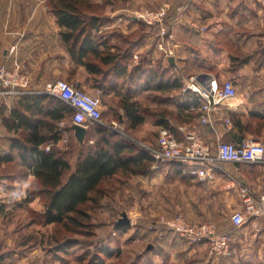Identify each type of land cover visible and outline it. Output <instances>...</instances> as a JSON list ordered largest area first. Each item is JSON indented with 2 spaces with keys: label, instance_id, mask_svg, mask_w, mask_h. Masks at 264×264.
<instances>
[{
  "label": "crops",
  "instance_id": "obj_1",
  "mask_svg": "<svg viewBox=\"0 0 264 264\" xmlns=\"http://www.w3.org/2000/svg\"><path fill=\"white\" fill-rule=\"evenodd\" d=\"M47 1L0 0V65L12 67L16 64H24L30 70L32 85L36 88L48 81L65 79L100 98L102 95L100 85L108 86V81L110 84L114 81L121 83L122 78L110 73L106 79L102 76L98 85L93 84L92 75L85 65L76 62L68 53L60 35L56 16L48 7ZM160 5L168 7L169 29L173 41L177 44L174 55L167 58L164 52L157 48L154 41L156 34L152 33L151 29H148L147 36L139 44H133L132 47L129 42L125 43L112 36V51L119 49L122 53L131 48V55L125 62L123 80L134 74V68L141 56L148 54L150 56L148 70H152V79L159 80L161 65L164 70V80L179 78L183 83L182 88L169 90L164 95L168 99L164 106L173 114V117L168 118V122L175 127L179 136L177 139L183 138L180 131L183 127L185 130L197 131L202 139L212 146H215L218 139L235 142L241 135L264 141V126L260 127L258 134L248 131L242 134L233 125L232 119H230L231 125L226 127L223 120L218 117L212 128L200 123V112L196 106L190 105L185 110L178 106V101L182 103L186 100L183 87L191 76L198 77L204 74L205 76L199 78L200 80L213 76L220 83L231 79L237 94L228 101L231 106L228 112L238 115L243 124H252L254 128H257V120L252 119V116H258L260 122H264V0H111V4L106 8L109 21L101 29L106 32L117 30L128 36L137 34L140 23L132 18L134 8H155ZM227 38L232 47L239 51L243 63L231 67L227 48L230 43H227ZM170 58L173 59L172 62ZM168 64H171L172 68ZM154 70L158 71L153 74ZM143 73V70H137L135 73L137 84L147 79V74L142 75ZM142 86L141 83V89ZM109 87L111 90L106 96L114 99L115 102V90L111 85ZM121 89L126 91L125 84ZM146 92L147 95L153 96L160 94L153 89ZM22 95L7 97L0 95V108L3 103L6 105V110L10 111ZM109 106V103L101 102L102 113L108 111ZM154 106L157 107L158 104L153 103L152 107ZM122 113L119 109L121 120ZM1 120L0 116V137L4 131L6 133L3 135L7 134L10 137ZM103 124L114 133L126 136L123 132L124 125L118 120L112 119ZM153 126L158 131L163 127L156 123H153ZM90 127L91 123L85 128V135L81 139L70 127L64 131L73 136L74 141L78 142L81 148L87 134H90L89 144L93 145L95 142L96 136ZM130 141L148 151L149 147L156 146V139L153 141L144 135ZM77 159L78 155L74 162L69 161L71 171L76 168ZM139 165L142 171L136 173L119 171L106 180L125 177L122 186L126 187L128 192L136 194V202L141 208L154 206L162 190L168 187L170 192L174 184H177L182 188L181 192L184 195H181L182 199L178 196L180 202L176 201L177 206L182 210L196 211L200 217H208L207 196L210 180H201L184 169H178L172 162L160 163L155 160L149 162L144 156ZM214 173L212 179L218 182L217 194H222L223 197L230 195L225 198L235 209L240 205L239 194L242 185L251 189L255 195H264V162L258 164L218 162V169ZM194 193H200L198 200L193 196ZM203 193L206 194L205 197ZM162 201L163 199L159 203ZM156 226L158 227L156 233L145 227L146 231L143 235L151 234L159 243L169 241L179 253L189 254L194 261L209 258L206 245L193 244L195 246L189 249H182L184 240L166 231L161 224L156 223ZM220 226L230 232L232 244L231 255L217 258L218 264H264V215L250 220L240 228L233 227L230 218ZM255 226L260 227L256 236H254ZM203 248L206 250L203 251Z\"/></svg>",
  "mask_w": 264,
  "mask_h": 264
},
{
  "label": "trees",
  "instance_id": "obj_2",
  "mask_svg": "<svg viewBox=\"0 0 264 264\" xmlns=\"http://www.w3.org/2000/svg\"><path fill=\"white\" fill-rule=\"evenodd\" d=\"M109 4L111 0L47 1L48 7L56 16L60 35L68 53L76 62L85 65L92 75L93 84L98 85L100 78L103 76L106 79L110 73L122 78L121 83L114 81L110 84L108 81V86L100 85L102 88L100 100L110 105L108 111L102 113L101 120L104 117L106 122L116 119L124 125L127 132L145 122L147 117H151L153 123L166 127L178 138L175 127L168 122V118L173 117V114L164 106L168 100L164 95L169 90L182 88L183 83L179 78L164 80L161 65L159 80L152 79V70H148L150 63L148 54L141 56L134 68V74L123 80L125 62L131 55V48L122 53L119 49L112 51L111 37L116 36L118 40L129 42L132 47L147 36L150 28L138 21L140 30L137 34L128 36L117 30L111 32L102 30L101 28L109 21L105 10ZM226 41L230 43L228 38ZM227 48L231 67L244 62L239 51L234 49L231 43ZM168 65L172 68L171 64ZM137 70H143L142 75L147 74V79L141 81L143 89L140 88L141 83H136ZM154 71L153 74L158 70ZM138 78H141V74ZM124 84L125 92L121 89ZM110 85L115 90V102L106 96L111 90ZM151 89L157 90L160 94L147 95L146 91ZM185 97L186 100L182 103L178 101V106L182 110L189 108L190 105L199 107L200 100L194 92L186 90ZM153 103L161 107L155 110L151 105ZM119 109L123 112L122 120L119 118ZM0 110L2 125L9 134H14L8 139L7 151L0 153V165H18L24 170L22 174L24 178L28 175L34 177L37 187L33 193L44 198L45 210L42 216L46 224L82 228L84 219L90 217L89 210L101 203L106 196L104 189L106 179L119 171L131 173L142 171V167H139L142 156L149 162L154 161L150 152L131 142L124 130L127 137L114 133L103 123L93 122L90 128L96 136L95 142L90 145L88 142L90 134L86 135V140L78 153L76 168L71 171V165L66 157L67 151L55 147L61 139L62 130H67L60 128L58 122L69 117L72 124L73 110L69 105L53 95L25 93L14 103L10 111L6 110L3 103ZM152 111L155 113H151ZM39 115L41 117L32 122L33 117ZM228 116L242 134L244 131L258 134L260 127L264 126V122L259 120L260 117L255 115L252 119L257 120V128L252 124H243L239 116L231 111L228 112ZM243 139L245 137L241 135L235 142L239 143ZM46 143L53 145L48 150L41 148ZM173 164L178 169H183L179 163ZM13 176L8 174L5 177L9 179ZM5 204L0 202V213L4 211ZM102 250L108 252L106 248Z\"/></svg>",
  "mask_w": 264,
  "mask_h": 264
},
{
  "label": "rangeland",
  "instance_id": "obj_3",
  "mask_svg": "<svg viewBox=\"0 0 264 264\" xmlns=\"http://www.w3.org/2000/svg\"><path fill=\"white\" fill-rule=\"evenodd\" d=\"M160 107L154 106L153 109ZM37 117L41 115L34 116L32 122ZM106 121L104 117L101 123ZM58 126L62 129L68 126L72 128L70 118L58 122ZM124 132L129 139H138L144 135L153 141L158 134L151 117H147L146 123L138 125L134 130ZM3 133L0 137V153L7 151L9 143V136ZM9 135L11 137L14 134ZM46 145L52 147L53 144L46 143L41 148L45 149ZM56 146L67 151L66 157L70 162L76 160L81 149L73 136L64 130ZM23 171L15 164L0 165V202L6 203L4 211L0 213V264H218V259L209 254V258L194 261L189 254L179 253L169 241L159 243L151 234L143 235L145 227L159 220L160 216L171 218L177 213L196 222L211 221L218 225L226 222L235 208L225 198L230 195L223 197L217 194L218 182L214 179H210L207 196L209 215L200 217L196 211L182 210L177 206L176 201L180 202L178 198L182 199L183 195L182 188L177 184H174L170 192L168 187L162 190L157 204L141 208L136 202V194L122 186L126 178L113 177L104 182L105 198L89 210L90 217L84 219L82 228L77 229L44 222V198L33 193L37 182L33 176L24 178ZM8 174L14 175L13 178H6ZM205 195L203 193V197ZM193 196L198 200L200 193H194ZM161 199L164 202L159 203ZM259 228L255 227L254 236ZM201 244L204 243L197 245ZM191 246L195 245L185 242L182 249ZM104 248L108 252H104ZM206 249L203 248V251Z\"/></svg>",
  "mask_w": 264,
  "mask_h": 264
},
{
  "label": "built area",
  "instance_id": "obj_4",
  "mask_svg": "<svg viewBox=\"0 0 264 264\" xmlns=\"http://www.w3.org/2000/svg\"><path fill=\"white\" fill-rule=\"evenodd\" d=\"M132 18L149 26L156 34V46L164 52L165 57L174 55L177 44L172 39L168 22V7L160 5L155 8H139L132 11ZM137 58V57H136ZM183 90L194 92L200 104L199 120L201 124L214 127L220 117L226 127L231 125L228 110L229 102L237 94L231 79L218 82L213 76L200 80L191 76ZM24 93H42L58 97L69 105L73 112L72 125L87 127L93 122H100L102 117L101 100L89 94L81 87L65 79L48 81L36 88L32 85L31 72L24 64L8 67L0 65V95L17 96ZM183 138L177 139L166 127L158 131L156 146L149 147L150 154L157 162L179 163L183 169L201 180H210L218 169V162H238L258 164L264 162V141L245 138L241 142H229L218 139L215 146L205 142L195 130L180 128ZM50 147L45 146L48 150ZM264 215V195H255L251 189L240 187V205L230 214V223L240 228L250 220ZM161 224L166 231L173 233L189 244L204 243L211 257L225 258L231 255L232 237L227 229L211 221L196 222L188 220L177 213L171 218L160 216L156 222L147 225L154 233ZM256 227V226H255Z\"/></svg>",
  "mask_w": 264,
  "mask_h": 264
},
{
  "label": "water",
  "instance_id": "obj_5",
  "mask_svg": "<svg viewBox=\"0 0 264 264\" xmlns=\"http://www.w3.org/2000/svg\"><path fill=\"white\" fill-rule=\"evenodd\" d=\"M170 61L172 62L173 59L170 58ZM203 76H205V75H204V74L199 75L198 78H202ZM72 129L74 130L75 135H76L79 139H81V138L84 137L85 132H86L85 127L80 126V125H72Z\"/></svg>",
  "mask_w": 264,
  "mask_h": 264
}]
</instances>
